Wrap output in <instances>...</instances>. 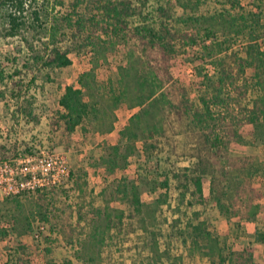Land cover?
Here are the masks:
<instances>
[{
    "label": "trees",
    "instance_id": "obj_1",
    "mask_svg": "<svg viewBox=\"0 0 264 264\" xmlns=\"http://www.w3.org/2000/svg\"><path fill=\"white\" fill-rule=\"evenodd\" d=\"M26 1L0 0V8L9 5L12 9L8 13L10 36H15L25 25ZM189 1L175 0L174 4L186 10ZM225 3L229 8L211 16L177 19L172 0H72L70 12L62 16L65 24L52 23L43 49L34 53L31 48L30 58L21 69L5 74L0 60V98L9 97L13 101L15 120L22 116L27 122L39 123L34 114L35 100L29 95L37 77L32 76L26 81L34 68L64 69L71 66L69 55L73 50L88 49L98 57L121 46L125 64L119 67L116 86L107 88L99 83L92 69L80 75L78 87L70 85L64 88L59 99L60 110L51 120V130L57 140L55 144L66 150L94 145L97 134L106 135L114 130L115 112L119 107L138 108L119 132L118 144L109 146L111 154L106 163L113 170L118 167L120 159L126 164L140 140L150 155L165 150L169 157L193 159L191 166L182 168L176 175L173 171L170 173H174L186 191H191V198L198 205L206 202L202 181L209 177L212 198L220 211L227 213L230 210L223 199L227 195L228 172L224 170L222 161L225 159L233 168H243L252 162V156H229V148L234 141L241 143L243 140L237 131L239 126L264 123V27L260 23L262 3L254 5L256 13L246 12L241 0H225ZM39 17L35 12L34 19L39 21ZM178 25L186 27V30ZM60 30H68L70 42L78 47L63 48L61 44L66 33ZM193 48H199L200 58L207 60L215 74L211 78L205 76L206 82H201V89L195 96L172 72L173 60ZM251 70L252 76L248 75ZM250 93L254 98L248 100ZM78 131L79 138L75 140ZM34 151L32 147L19 149L16 143L9 148L2 145L0 162ZM165 175L166 186L170 176L168 173ZM74 176L70 170L68 180L83 193L81 174ZM59 188L38 191L37 194L41 201H50L49 197L54 199L53 192ZM124 195L128 196L127 193ZM261 197L250 179H244L236 187L230 202L233 216L253 221L259 209L256 200ZM130 204L134 213H141L136 193H132ZM78 215L82 217L80 210ZM123 217L124 212L120 211L119 225ZM50 219H55L50 212L42 217L46 223ZM111 229L106 226V231ZM194 232L195 237L190 234L193 243H207L209 254L217 256L215 264L254 263L252 254L231 250L199 227L194 228ZM90 233L92 242L81 243L89 253L100 250L98 247L105 242V231ZM5 236V231L0 230V237ZM259 241H264L262 235ZM77 244H80L79 240ZM25 251L26 247L19 245L15 251L17 256L9 257L6 264H28L21 259ZM89 259L92 261V257Z\"/></svg>",
    "mask_w": 264,
    "mask_h": 264
},
{
    "label": "rangeland",
    "instance_id": "obj_2",
    "mask_svg": "<svg viewBox=\"0 0 264 264\" xmlns=\"http://www.w3.org/2000/svg\"><path fill=\"white\" fill-rule=\"evenodd\" d=\"M71 1H26L23 13L25 25L15 36L9 35L8 13L11 7L0 8V60L5 74L21 69L30 58L31 48L34 53L43 49L52 23L56 21L59 26L65 24L62 16L70 12ZM172 1L177 19L211 16L229 8L225 0H190L186 10L174 4L175 0ZM260 1L241 0V4L246 12L256 13L254 5L262 3L260 23L264 27V0ZM35 12L40 15L39 21L34 19ZM178 27L186 30L182 25ZM63 32L66 33L61 44L63 48L71 45L77 48L75 43L70 42V32ZM262 43L264 51V36ZM199 52V48H193L172 62L174 76L184 83L192 96L200 91L201 82H206L205 76L211 78L215 75L207 60L200 58ZM69 58L71 66L67 68L36 67L26 78L28 81L32 76L37 77L29 95L35 100L34 114L39 123L27 122L22 116L15 120L12 115L13 101L9 97L0 98V146L9 148L16 143L19 149L47 147L66 153L70 170L75 176H82L84 192L75 189L68 180L62 188L53 192L54 199L51 200L50 196V201H41L36 193L0 202V230L6 233L5 237H0V264H6L13 255L17 256L15 251L19 245L26 247L21 259L28 264H215L217 256L209 254L205 246L207 243L200 241L196 245L193 236L190 237L194 228L198 227L220 239V243L231 250L252 254L253 264H264V241H259L260 235L264 238V123L239 126L237 131L243 140L241 143L234 141L229 148V156H252V162L243 168H233L225 159L222 161L224 170L228 172L227 195L223 199L230 210L228 214L221 212L212 198L207 176L202 181L206 202L198 205L193 202L191 191H186L174 177L182 168L191 166L193 159L169 157L165 150L150 155L143 147V140H140L126 164L120 159L118 167L113 170L106 163L111 154L109 146L118 144L119 132L138 112V108L119 107L115 112L114 130L106 135L97 134L94 145L66 150L55 144L57 140L51 130V120L60 110L59 99L64 88L70 85L78 87L80 75L92 69L99 83L107 88L116 86L119 67L125 64L121 46L98 57L88 49H77L70 53ZM248 75L252 76L253 71H249ZM247 98L251 100L254 95L250 93ZM78 138L79 131L74 136L75 140ZM167 173L170 180L165 186ZM247 178L262 195L256 200L258 213L249 222L233 216L234 211L230 207L236 187ZM124 193L128 196L125 197ZM132 193H136L140 201L139 214L133 212L130 204ZM90 204L91 207L88 206ZM78 210L82 217H79ZM120 211L124 212L121 225L117 219ZM47 212L55 216L48 223L42 220ZM107 225L113 229L106 231ZM40 226L43 230L35 238ZM116 227L118 229H114ZM96 228L100 233L105 231V242L98 247L100 253L97 249L89 253L81 243L92 242L89 235L91 231L97 232ZM78 240L80 244H77Z\"/></svg>",
    "mask_w": 264,
    "mask_h": 264
},
{
    "label": "built area",
    "instance_id": "obj_3",
    "mask_svg": "<svg viewBox=\"0 0 264 264\" xmlns=\"http://www.w3.org/2000/svg\"><path fill=\"white\" fill-rule=\"evenodd\" d=\"M70 177L66 153L47 147L0 162V202L63 186ZM43 227L35 232L38 238Z\"/></svg>",
    "mask_w": 264,
    "mask_h": 264
}]
</instances>
